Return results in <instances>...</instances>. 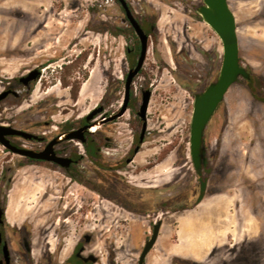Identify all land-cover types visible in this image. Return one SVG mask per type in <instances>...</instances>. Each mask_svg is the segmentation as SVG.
<instances>
[{
	"label": "rangeland",
	"instance_id": "obj_1",
	"mask_svg": "<svg viewBox=\"0 0 264 264\" xmlns=\"http://www.w3.org/2000/svg\"><path fill=\"white\" fill-rule=\"evenodd\" d=\"M125 1L148 35L145 58L130 84L133 108L140 106L142 91H150L140 150L128 172L115 173L120 180L115 185V178L92 173L86 158L83 171L69 178L24 164L23 156L0 144V203L10 201L13 211V221L5 222L11 263L64 264L84 242L83 255L96 256L84 264H137L153 222L161 220L146 264H264V101L259 99L264 97V0H228L239 62L251 77L237 78L210 117L197 170L189 154L192 102L216 79L220 39L196 12L202 0ZM36 23L23 43L26 54L0 55V92L8 85L19 90L0 100V124L52 136L66 120L86 116L95 106L119 110L125 76L139 52L119 2L0 0L1 46L6 32L22 39L31 29L27 24ZM32 69L39 75L22 89L17 78ZM129 115L98 129L121 143L104 149L103 162L127 149ZM12 140L26 149L40 145ZM192 218L196 223L186 229ZM18 227L25 230L29 252L17 244ZM215 228L219 244L205 252L197 243ZM184 246L185 253H174Z\"/></svg>",
	"mask_w": 264,
	"mask_h": 264
},
{
	"label": "water",
	"instance_id": "obj_2",
	"mask_svg": "<svg viewBox=\"0 0 264 264\" xmlns=\"http://www.w3.org/2000/svg\"><path fill=\"white\" fill-rule=\"evenodd\" d=\"M119 2L124 11L125 19L133 29L139 42V52L136 62L133 67L129 68L124 80L123 101L117 113L109 116L108 120L115 118L121 114L126 107V103L130 93V84L132 78L137 74L143 60L147 48L148 35L145 33L137 19L133 16L127 2L125 0H116ZM196 12L202 20L216 33L220 39L222 46V56L219 65L216 79L209 83L202 91L196 93L193 97L192 112L189 123V154L194 169H199L204 161V146H203V132L210 117L216 110L218 104L223 100L225 93L229 87L242 77L244 79L250 78L249 71L243 67L239 62V42L236 31V22L232 10L229 7L228 0H202L196 8ZM39 75L37 69L28 71L27 74L19 77V80L26 84L35 80ZM10 90H3L0 92V100L3 99ZM14 93V91H12ZM150 91L145 89L142 91L141 104L139 106L138 114L142 119L140 141L146 129L145 112L149 100ZM100 108L93 110L87 115V119L98 112ZM86 129V126L81 127L76 131H69L63 135V139L80 138V133ZM16 135L23 139L32 140L40 139L39 136L15 128L10 125L0 124V144L12 153L41 160H52L61 165H67L68 159L64 157L55 156L52 145L57 141L52 139L43 150H33L17 147L10 143L7 136ZM1 214V210H0ZM161 226V220H157L152 224V230L148 238L144 241L143 247L138 255L137 264H145V256L154 245L158 232ZM3 254L5 260H8L7 246H3ZM1 264V261H0Z\"/></svg>",
	"mask_w": 264,
	"mask_h": 264
},
{
	"label": "flooded vegetation",
	"instance_id": "obj_3",
	"mask_svg": "<svg viewBox=\"0 0 264 264\" xmlns=\"http://www.w3.org/2000/svg\"><path fill=\"white\" fill-rule=\"evenodd\" d=\"M39 23L36 24H27L31 27V29H28L27 32L22 34V39H19V33L12 32V33H5V36L7 38L5 45H0V55L4 56L5 58H14L17 56L24 55L28 52V48L26 47V39H28L31 36V33L34 31L35 27L38 26ZM30 71V70H28ZM27 71V73H28ZM39 71V70H38ZM25 73V74H27ZM23 74V75H25ZM18 84L22 86V89L28 88L30 85V82L23 84L19 77L17 78ZM5 90H10L4 98L7 96L14 94L18 95V92L14 91V88L12 85H8ZM14 91V93H12ZM51 91V90H49ZM130 100L131 96L129 93V97L126 103L125 110L117 115L115 118L108 120L109 116L117 113L118 110H112L108 111L106 106L104 104L98 105L93 107L86 116H82L81 118L77 120L69 119L66 120L63 124L57 127V131L52 136H47L46 132H43L42 135L39 136L40 139H32L39 142V147L34 150H43L47 144L54 138L57 139V141L52 145L53 152L55 156L57 157H64L67 158L69 161L67 165H61L55 161L52 160H41V159H33L29 157L23 156L22 163L27 164V162H33L42 165V168L58 171L60 173H63L65 175H68L69 178H74V175L76 173H79L82 170L81 164L83 163V160L86 158L89 160L91 167H89L90 171L94 174H102L104 175L108 180L113 177L116 181H114V184L117 185L119 183V178L116 176L115 173H126L128 172L126 170L127 165H129L131 162L134 161L135 155L139 152L141 144L143 142V138L145 137V131L143 133L142 140L140 141V133H141V125H142V119L138 114L139 107H132L130 106ZM121 107V106H120ZM100 108L98 112L92 115L90 118H86L89 113H91L93 110ZM132 112V116L129 115V122L128 125L130 127V132L132 133L131 140L129 145L127 146V149L123 152L122 156H119L117 158H113L111 162H103L102 157L104 152V149H109L110 147L117 149L121 146V143L115 142L114 137L111 138L110 135L107 134H101L98 129L109 126L110 124H114L118 122V119L121 118L126 112ZM86 126V129H84L80 133V138H73V139H63V135L66 132L69 131H76L80 129L81 127ZM10 143L17 146L19 144H16L12 139L13 138H21L20 136L16 135H9L7 136ZM23 148V147H21ZM21 156V155H20ZM136 168V167H135ZM135 168L131 171H134ZM140 170L138 171V173ZM201 203V202H200ZM199 203V204H200ZM10 201H8V204L0 203V261L1 264H12L11 263V257H10V251H9V240H8V229L6 227L5 222L6 221H13V211L10 207ZM18 232L16 233L17 238V244L24 252L30 251V244L26 240L24 236V228L18 227ZM152 230V226H151ZM89 235H84L83 240L85 242L90 241ZM52 243V241H51ZM7 246L8 250V260H5L4 254H3V246ZM86 244L84 242L77 243L73 249L71 254L64 260V264H84L88 261H95L96 256L93 254H86L83 255L85 252ZM148 254V253H147ZM147 256V255H146ZM145 256V258H146ZM146 264V263H145Z\"/></svg>",
	"mask_w": 264,
	"mask_h": 264
},
{
	"label": "crops",
	"instance_id": "obj_4",
	"mask_svg": "<svg viewBox=\"0 0 264 264\" xmlns=\"http://www.w3.org/2000/svg\"><path fill=\"white\" fill-rule=\"evenodd\" d=\"M221 218H222V216H221ZM221 218H219V220H214V222H216V223H220L221 222ZM194 219H197V218H192V221H191V223H189V224H187V226H186V229L187 228H191L190 226H192L193 225V223H196V220H194ZM185 227V226H184ZM219 234V231L217 230V228H215L211 233H206V234H204L202 237H201V240L200 241H198V243H197V245H199L200 247H202V249H203V251H204V249H205V252L208 250V249H211L213 246H215V245H218L219 244V241H220V235H218ZM186 238H187V240H188V237H185V242H186ZM195 238V237H194ZM186 243H188V246L190 245L189 244V240L186 242ZM186 246H184V248L183 247H181L180 249L181 250H177V251H180V252H174V253H185L184 251V249H186L185 248Z\"/></svg>",
	"mask_w": 264,
	"mask_h": 264
},
{
	"label": "trees",
	"instance_id": "obj_5",
	"mask_svg": "<svg viewBox=\"0 0 264 264\" xmlns=\"http://www.w3.org/2000/svg\"><path fill=\"white\" fill-rule=\"evenodd\" d=\"M250 77H251V76H250ZM259 99H261V100L264 101V97H259ZM173 260H174L175 262H178V263H179V261H180V259H177V258H173Z\"/></svg>",
	"mask_w": 264,
	"mask_h": 264
}]
</instances>
